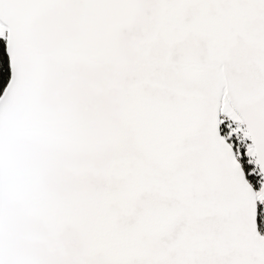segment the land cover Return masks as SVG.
<instances>
[{
  "label": "snow or ice",
  "instance_id": "6c2138e0",
  "mask_svg": "<svg viewBox=\"0 0 264 264\" xmlns=\"http://www.w3.org/2000/svg\"><path fill=\"white\" fill-rule=\"evenodd\" d=\"M0 264H264V0H0Z\"/></svg>",
  "mask_w": 264,
  "mask_h": 264
}]
</instances>
